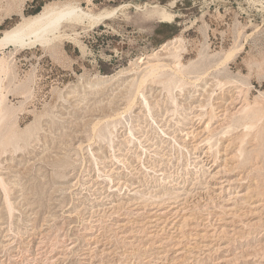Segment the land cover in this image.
I'll list each match as a JSON object with an SVG mask.
<instances>
[{
  "label": "rangeland",
  "instance_id": "rangeland-1",
  "mask_svg": "<svg viewBox=\"0 0 264 264\" xmlns=\"http://www.w3.org/2000/svg\"><path fill=\"white\" fill-rule=\"evenodd\" d=\"M66 4L88 17L0 43V264H264V0H0V39ZM144 58L174 69L126 112Z\"/></svg>",
  "mask_w": 264,
  "mask_h": 264
},
{
  "label": "bare ground",
  "instance_id": "bare-ground-1",
  "mask_svg": "<svg viewBox=\"0 0 264 264\" xmlns=\"http://www.w3.org/2000/svg\"><path fill=\"white\" fill-rule=\"evenodd\" d=\"M65 4V3H64ZM60 5V4H59ZM62 5V4H61ZM55 6H47L44 8L43 11L39 12L38 14L28 18V19H23L24 21L20 24H18L17 26L13 27L12 29H10L9 31H7L5 33V36L0 39V43L3 44V43H12L14 44L15 46H21V47H25L27 45H32V43H35V42H42L43 44L44 43H47L50 41V37L52 35H55L59 29V26H60V22L62 20H65L71 24H79L80 22L82 23L83 19L85 17H88V14H84L83 11L80 10V8L78 7H74V6H70V5H64V7H62V9H58V8H54ZM93 17V16H92ZM102 17V16H101ZM100 17V18H101ZM104 17V16H103ZM98 18V17H97ZM99 19V18H98ZM85 20V19H84ZM57 31V32H56ZM56 32V33H55ZM57 35V34H56ZM179 39V38H178ZM180 40V39H179ZM178 40V41H179ZM181 41V40H180ZM179 41V42H180ZM174 42V41H173ZM5 45V44H4ZM171 46H174L171 44ZM170 46V47H171ZM237 46V45H236ZM239 47H236L235 50H232L231 52H229L228 54H226V58L224 59V61L221 63V65H228L229 63H231L232 61H235L237 56L239 55V53H241V51L244 49L245 47V43L244 44H241L239 45ZM168 46L166 45V47H163L161 49H159V51L157 52V54L155 55L156 58L160 56V53L162 51H164ZM179 48V46H177ZM175 48V46L173 47ZM235 48V47H234ZM176 49V48H175ZM174 52V50H173ZM177 52V51H176ZM162 54V53H161ZM152 57V56H151ZM153 58V57H152ZM152 58L146 60L147 58H144L143 59V65L145 64V66L143 67L144 70L142 71L143 72V76L138 84V86L136 87L137 88V94L134 96L133 100L127 105L126 107V112L128 111H131L133 109V106L137 103V101L139 99V95L142 94V89L145 85V83L147 81H149V79H153V80H156V79H160V80H164L166 78V75L165 73H163L162 71L166 68V66H169L170 68H173L174 67H171L172 65H167V63L163 64L161 63L159 60H152ZM160 59V58H159ZM174 60V59H173ZM172 62V61H171ZM177 64V63H176ZM220 65V64H218ZM185 67V66H184ZM182 66V69L184 68ZM218 67V66H217ZM225 67V66H224ZM140 68V67H137V69ZM142 68V69H143ZM169 68V69H170ZM186 68V67H185ZM220 68V67H219ZM136 69V68H135ZM141 70V69H140ZM172 70V69H171ZM174 72V74H177L178 76H182V77H185V74H183L181 68L178 70H172ZM165 72H166V69H165ZM170 74L171 76V72L168 73ZM167 74V76H169ZM169 76V77H170ZM150 79V80H151ZM168 79V77H167ZM200 80V79H199ZM249 90V89H248ZM250 92V91H249ZM2 93V92H1ZM3 96V94H2ZM1 97V95H0ZM145 98V106H146V109L148 110V112H150L151 114V117L153 120H155V115L152 113V106L150 104V101L146 98V96H143ZM238 98V97H237ZM232 99V98H231ZM234 99V98H233ZM232 101V100H231ZM220 102V101H219ZM222 102V101H221ZM243 102V101H242ZM247 102V100H246ZM249 102V101H248ZM219 104V103H218ZM232 104V103H231ZM236 104V103H235ZM246 104V103H245ZM144 105V104H143ZM202 105V104H200ZM242 105V104H241ZM155 106V105H154ZM156 106H158V104H156ZM159 107V106H158ZM248 107V105H247ZM246 108V107H244ZM252 108V107H250ZM253 110V109H252ZM210 111V110H209ZM212 111V110H211ZM243 111V109H242ZM251 111V110H250ZM249 111V108L248 109H245L244 110V113L242 114H245L247 116V119L248 121L251 122V120H253V115H250ZM125 112V113H126ZM234 112V111H233ZM241 112V111H240ZM226 113V112H225ZM232 113V112H231ZM261 114V112H259ZM143 116L146 118V119H149V115L147 113H142ZM216 116V115H215ZM249 116V117H248ZM253 116V117H251ZM118 117V116H117ZM257 117V116H256ZM261 117V116H260ZM263 117V116H262ZM227 118V117H226ZM11 119V115H10V110L6 107L4 101H0V141L2 140V138L4 137L3 133H4V130L6 128V125L8 124V122L10 121ZM143 119V118H141ZM260 119V118H259ZM208 121V120H207ZM224 122V121H223ZM227 122V121H226ZM254 122V121H253ZM256 122V121H255ZM157 124L156 125H159L158 122H156ZM100 124V123H99ZM98 124V125H99ZM221 124V123H220ZM97 125V126H98ZM151 125V124H150ZM153 126V125H151ZM226 126V125H225ZM219 127V126H218ZM221 127V126H220ZM224 127V126H223ZM245 127L247 128V130H251V124L250 123H246L245 124ZM153 130H154V126L152 127ZM216 128V127H215ZM161 129V128H160ZM130 130V132H133L134 131V128H130L128 129ZM163 132L168 135V133H166L164 130ZM211 132V131H210ZM252 132V131H251ZM147 133V132H146ZM160 132H156L157 135H159ZM246 133V132H245ZM244 133V134H245ZM249 133V132H248ZM243 134V135H244ZM145 135V134H144ZM188 135V134H187ZM190 135V134H189ZM259 136V135H257ZM132 137L133 139H127V143L128 144H132L134 143V147H136L137 149H141L142 152H140L139 154V158L142 157V155H144L145 153L147 154L148 152H150V148H147L145 143L144 142H149L151 139L149 137H146L145 138V141L142 140V136L141 137H137L136 134H132ZM245 137V136H243ZM158 138L161 140L162 139V136L159 135ZM242 141V140H241ZM162 142V141H161ZM241 143V142H240ZM238 144V143H236ZM248 144V143H247ZM242 145V144H241ZM155 146V144L151 147ZM157 148L159 147L156 146ZM153 151V150H152ZM242 154V153H241ZM229 155V154H228ZM246 158V157H245ZM243 158V159H245ZM244 161V160H243ZM226 162V161H225ZM244 163V162H243ZM190 165V164H189ZM202 165V164H201ZM198 167V166H197ZM220 170H222L220 168ZM249 171V170H248ZM221 172V171H220ZM233 180V179H232ZM166 181V180H165ZM224 181V180H223ZM227 182V181H226ZM225 184V183H224ZM252 184V183H251ZM0 186L3 187V189L5 190L6 192V203L8 205V208L10 210L11 213H13L14 211V206L11 202V199L9 197V194L7 193L6 191V185H5V182H4V179L2 177H0ZM168 192V190H165ZM165 192V194L167 193ZM247 192V191H245ZM171 193V191H170ZM172 193H175L174 191ZM178 193V192H177ZM169 194V193H167ZM242 195V194H241ZM244 195V194H243ZM245 196V195H244ZM248 196V195H247ZM174 207V206H173ZM132 209V208H131ZM170 209V208H169ZM183 210V209H182ZM113 211V210H112ZM117 211V210H116ZM121 211V210H120ZM185 211V210H184ZM174 212V211H173ZM232 212V211H231ZM129 213V212H128ZM134 213V212H133ZM131 214V213H130ZM127 215V214H125ZM129 216V215H128ZM127 217V216H126ZM185 218V217H184ZM183 218V219H184ZM130 219V218H129ZM129 222V221H128ZM127 222V223H128ZM186 222V221H184ZM188 222V221H187ZM178 224V223H177ZM182 224V223H181ZM126 225V224H125ZM170 225V224H169ZM172 225V224H171ZM180 228V227H179ZM202 244V243H201ZM171 246V245H170ZM177 247V246H175ZM204 247V246H203ZM209 247V246H208ZM31 250V249H30ZM132 253V252H131ZM183 254V252H181ZM185 253V252H184ZM184 255V254H183ZM186 255V253H185ZM49 258V257H48ZM228 259V258H227ZM179 260V259H178ZM183 261V260H182ZM201 263V262H200Z\"/></svg>",
  "mask_w": 264,
  "mask_h": 264
}]
</instances>
